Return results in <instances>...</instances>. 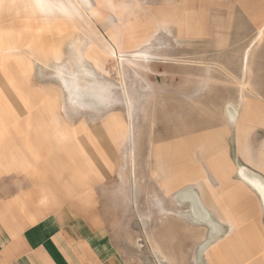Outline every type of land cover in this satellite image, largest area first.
<instances>
[{
    "label": "crops",
    "instance_id": "crops-1",
    "mask_svg": "<svg viewBox=\"0 0 264 264\" xmlns=\"http://www.w3.org/2000/svg\"><path fill=\"white\" fill-rule=\"evenodd\" d=\"M50 1L53 5L47 0H37L36 3L32 0L26 4L25 7L32 10H28L30 14L21 19L20 30H16L17 41L13 42L8 35L10 30H0V264H173L175 258L192 255L195 246L203 239L205 232L193 229L199 219L218 227L211 213L224 221L229 231L204 247L201 258L205 264H264V223L261 221L264 215V171L249 163L256 158L250 144L246 147L245 143L238 144L236 153L242 162L236 165L235 177L222 178L219 170L221 176L216 186L213 183L216 180L212 181V176L206 171V166L210 165L212 143L207 130L197 135L202 151L195 155L196 158L187 143V137L192 138L193 134L185 132L187 136L184 138L170 136L164 144L168 149L155 156L160 163L157 170L154 168L151 172L157 173V179L151 181L148 176L142 180L139 175L142 169L136 171L134 166L129 169L130 177L126 178L125 173L121 176L122 187L117 185L123 193H116L118 183L114 165L118 160V149L115 141L122 134L130 138L132 122L128 106L129 133L125 130L121 133L120 128L124 124L119 123V116L110 115L101 129L92 123L78 121L77 113L83 110L63 99L65 90L60 83L53 86L32 81L30 76L34 68L23 71L19 68L21 55L11 47L5 49L7 45L18 43L27 53L24 57L30 59L28 55H32L34 60H39L40 56L48 53L49 47L44 41L48 27L60 26L59 33L74 11L88 9V6L93 11L98 8L88 0ZM122 2L118 6L112 0H106L104 6L109 11H128L129 5L142 0ZM153 3V9L160 12L161 17L159 13L149 16L148 20L140 23L146 28H188L194 25L190 22L197 10L204 11L205 18L210 21L218 20L212 11L232 10L236 4H242L244 14L248 12L247 7L243 8V0H153ZM178 10L185 11L187 18H181L175 12ZM251 11L258 21L252 20L249 14H245L246 19L242 18V13L237 17L234 12L231 22L225 25L234 26L237 20L242 19L246 26H259L258 3L257 8ZM38 26L42 28L36 30ZM263 27L264 22L255 37L258 40ZM112 31L109 35L112 45L106 41L111 50L97 49L93 54L97 70L110 76L112 73L105 65L107 56H117L115 47L140 41L131 39L123 29ZM253 53L247 49L243 55L246 69H250L251 55H257ZM137 54V57H142ZM247 92L254 98L244 101V113L236 118L237 108L227 109L230 119L235 118L237 124L246 125L241 129L242 138L243 132L252 138L254 123L264 124V89ZM99 98L101 103L110 102L108 92ZM67 103L72 110L69 115ZM252 104L260 109L259 114L257 109H252ZM182 144L187 149L179 153ZM190 153L193 156L189 157ZM256 160L264 168L262 152ZM143 162L140 160V165L148 175L150 170ZM184 183L193 194H178ZM152 184L157 193L147 199L141 193V187L146 192ZM184 200L192 205V213H177ZM146 202L152 204L149 205L150 213L141 209V204ZM164 204L171 211H167L166 223L158 225L155 218L161 211L156 210L163 209ZM136 215L140 224L146 220L148 225L154 224L159 228V234L162 230L169 236V239H164L169 253L154 248L158 253L156 260L147 259L141 251L131 256L128 252L133 236L130 221H134ZM156 235L157 232L153 231V239L150 240L154 246L155 243L162 244L156 240Z\"/></svg>",
    "mask_w": 264,
    "mask_h": 264
},
{
    "label": "rangeland",
    "instance_id": "rangeland-1",
    "mask_svg": "<svg viewBox=\"0 0 264 264\" xmlns=\"http://www.w3.org/2000/svg\"><path fill=\"white\" fill-rule=\"evenodd\" d=\"M31 1L0 0V30H10L8 35L12 37L13 42L17 41L16 30H20L21 19L30 14L28 10H32L25 7ZM47 1L52 4L50 0ZM88 1L98 8L93 11L88 6V9L74 11L71 18L66 20L64 27L61 26L63 29L59 33L57 31L60 26H54L56 29L52 25L47 28L44 38L46 44H42L49 47L48 53L40 56L39 60H34L32 55H28L30 59L24 57L27 53L25 49L18 46V43L13 46L7 45L5 49L11 47L21 55L19 68L23 71L31 67L34 68L30 76L32 81H39L36 82L38 84L48 83L53 86L60 83L65 90L63 99H67L68 103L77 105L83 110V112L77 113L78 121L92 123L101 129V126L104 128L105 119L110 115L119 116V123L124 124L120 128L121 133L124 130L128 133L131 131L130 138L122 134L115 141L118 149L116 150V153L118 151V160L114 165L115 181L118 183L116 184V193H123L117 185L122 187L123 178L121 176L125 173L126 178L128 175L130 177V170L134 166L136 171L142 169L139 172L142 180L148 176L151 181L156 180L157 173L153 174L151 171H154V168L157 170L156 167H159L160 160L155 156L168 149L164 145L168 141L167 138L170 136L184 138L187 136L184 134L185 132L194 135L191 136L192 138L187 137L188 146L192 149L194 157L202 151L197 143L199 142L197 135L206 130L210 135L211 160L210 165L206 166V171L208 175L212 176V181L216 180L213 182L216 183V186L221 175L226 179L235 177L236 165L239 166L242 162L236 153L241 142L245 143V147L251 145L256 158L260 152L264 158V124L254 123L256 125L253 124L254 128L252 127L254 130L252 138H248L246 132H243L242 138L241 129L246 125H242L241 122L237 124L235 118L232 120L227 116V109H233V107L237 108L236 118L244 113L242 111V106L245 105L244 101L254 98L249 97L247 91L264 89V27L261 39L255 38L264 22V0H249L248 2L243 0V8H248V12L245 14H249L252 20H255L256 16L251 9H256L258 3L259 26H246L242 19L237 20L234 26L225 25V23L231 22V14L234 15V12L237 17L242 13V18L246 19L242 11V4H236L237 8L233 7L234 10L212 11L211 14L218 19L216 21L206 19L204 11H195L194 20L190 22L194 25H190L188 28L185 26L146 28L140 25L155 13L156 15L159 13V17H161V13L153 9L155 7L153 0H142L141 3L136 2L135 5H129L128 11L121 9L109 11L104 6L106 0ZM122 1L112 0V3L120 6ZM34 2L36 3L37 0ZM195 5L198 6L196 3ZM240 5L241 7H238ZM175 12L180 14L181 18H187L185 11ZM236 16L233 18L237 19ZM113 21L119 27L112 25ZM256 21L258 20L256 19ZM210 22L214 23L210 26ZM41 28L38 26L36 30ZM115 28L123 29L131 39L140 41L125 47L119 44L120 48H114L117 56H107L105 65L106 69L112 73L110 76L97 70L93 63V54L97 52L94 51L97 49L111 50V46L107 42L110 43L109 35ZM177 30H179L178 34ZM49 32L52 33L48 34ZM247 49L250 53L257 54L251 55L249 59L250 69H246V65L244 66L243 55ZM137 53H140L142 57H137ZM121 54H124V57H119ZM118 69L119 71L114 76ZM107 92L110 102L101 103L98 100L99 96ZM127 106L132 122L130 131ZM256 107L252 104V109H257L259 114L261 111ZM66 110L68 115L72 114L69 104ZM247 129L245 128V130ZM192 139L193 144L191 143ZM191 145L192 147H190ZM260 145H262L261 148ZM182 147L179 153L187 149L184 144ZM193 153H190L189 157L193 156ZM183 157L187 158L185 155ZM256 158L249 163L264 171ZM140 160L144 161L143 165L147 164L146 167L150 170L148 175L145 173L144 167L140 165ZM196 162L202 165V162H198V160ZM219 170L222 171L221 175H219ZM131 190H133L132 187ZM177 192L180 195L192 193L188 184L185 183ZM141 193L148 199L157 191L152 184L147 187L146 192H143L141 187ZM186 199L190 200V198ZM149 205L152 206L149 202L141 204V209H146L145 211L150 213L149 211L152 210L149 209ZM163 206V209L156 210L161 211L156 214L155 218L158 225L166 223L167 211H171V209L165 208V204ZM192 211V205L190 206V203L184 200L177 213L188 214ZM211 217L217 222L218 227L215 228L200 219L199 223L193 222L195 223L193 229L203 230L205 235L195 246L192 255L188 258L180 257L177 260L175 258L173 264H205L201 258L204 247L209 243L213 244L229 231L228 226L224 225V221L213 213H211ZM261 219L264 223V215ZM130 222V232L133 236H131L132 246L128 252L131 256L138 254L137 251H141L147 259L156 260L158 253L154 251V248L157 250L161 248L163 252L169 253L168 246L164 241V239H169L166 233L161 230L162 234H159V228H155L154 224L148 225L146 220L140 224L137 215L134 221ZM153 231L157 232L156 240L162 244L155 243L154 246L150 243V240L153 239ZM158 257L161 258L160 255Z\"/></svg>",
    "mask_w": 264,
    "mask_h": 264
},
{
    "label": "bare ground",
    "instance_id": "bare-ground-1",
    "mask_svg": "<svg viewBox=\"0 0 264 264\" xmlns=\"http://www.w3.org/2000/svg\"><path fill=\"white\" fill-rule=\"evenodd\" d=\"M113 50V49H112ZM72 51H73V49H72ZM73 53V52H72ZM75 53V52H74ZM116 56V55H115ZM83 57V56H82ZM68 79H69V77H68ZM71 79V78H70ZM75 79V78H74ZM72 81V80H71ZM76 82V81H75ZM86 82V81H85ZM73 83V82H72ZM78 83V82H77ZM97 84V83H96ZM74 85H75V83H74Z\"/></svg>",
    "mask_w": 264,
    "mask_h": 264
}]
</instances>
